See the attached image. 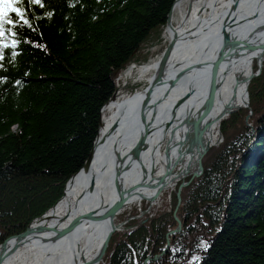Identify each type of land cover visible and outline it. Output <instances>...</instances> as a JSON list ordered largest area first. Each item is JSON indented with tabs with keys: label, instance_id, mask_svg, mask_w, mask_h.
Masks as SVG:
<instances>
[{
	"label": "trees",
	"instance_id": "obj_1",
	"mask_svg": "<svg viewBox=\"0 0 264 264\" xmlns=\"http://www.w3.org/2000/svg\"><path fill=\"white\" fill-rule=\"evenodd\" d=\"M173 1L23 0L31 27L5 24L0 243L60 198L89 154L116 76L147 59L143 49L161 40ZM247 96V107L221 119L222 140L209 150L202 173L181 188L180 200L176 188L189 176L146 221L136 224L141 219L131 216L139 208L131 207L125 216L133 227L111 235L103 264H264V60ZM175 215L182 228L154 259Z\"/></svg>",
	"mask_w": 264,
	"mask_h": 264
},
{
	"label": "bare ground",
	"instance_id": "obj_2",
	"mask_svg": "<svg viewBox=\"0 0 264 264\" xmlns=\"http://www.w3.org/2000/svg\"><path fill=\"white\" fill-rule=\"evenodd\" d=\"M231 4L232 0H177L174 2L170 14L171 25H165L161 34V40L164 41L165 46L170 40H174V47L168 60L169 64L173 67L177 66L178 69L190 68L193 64L192 61L195 60L196 57L203 55L206 57L213 49H216L218 44L217 36L220 34L217 33V31L220 29V24L224 16L229 14V7ZM232 18L236 19L235 22L230 25L231 28L229 29L233 35L232 37H248L264 41V0H237L236 11ZM258 25L263 27L253 32L252 30ZM233 52L234 54L231 58L227 63L221 65L217 72L219 85L216 91L213 110L209 117L212 121L207 128V132L203 135V138L207 139L212 145L217 141V133L219 132L218 126L221 119L227 117L216 119V115L218 114L216 112H219V110L226 105H229L227 107L237 108L245 104L247 85L249 83H247V77L253 69L255 57L263 54L259 51L250 53L243 52L239 53L237 58L236 52ZM160 54L153 59H148L143 62L139 68V79L145 81V85L142 89L146 87L155 71ZM173 72L174 69L171 67L169 74L171 75ZM207 84L208 76L205 75V71L200 69L190 70L180 77L169 93V97L164 99L155 111L156 121H154V126L147 132V139L149 142L147 143V148L141 159L146 168V172L149 167L153 169L151 175L153 180L163 172L159 156L162 152L161 146L163 150L168 140L170 127L175 128L172 137H170L171 150L172 148L178 147L176 141L178 139L180 140L182 137L181 133L185 130V124L181 122L182 117L187 110H190L192 113L195 112L201 102L202 95L207 89ZM190 86L192 94L184 101L182 99V103L176 108L175 118L170 123L171 126L161 137L162 122L168 119L170 114L169 111L173 103L185 94ZM140 89L141 87L139 90ZM125 96L127 95L122 96L117 94L116 99L104 105L100 113L102 120L101 131L108 129L115 120H118L124 108L128 111L126 115L133 112L134 102H129L128 105H124L122 101ZM150 115L151 109L149 108L146 117L147 120ZM122 121L123 119H121L120 123H117L121 124ZM131 121L132 123L123 124L121 129H119V127L115 128V132L107 138L104 144L99 146L96 153L91 158L87 176H82L81 173H78L70 179L64 188L63 195L39 219L35 220L34 225L39 224L47 226V229L45 231L39 230L36 233L28 235L23 243L5 254L0 264H68L71 246L69 244L74 243V241L85 250L84 253L82 252V255L84 254L83 259L78 257L79 253L76 254L78 258L77 263H79L80 260L86 261V264L92 263V261L88 262V260L93 258L99 246L104 242V228L102 223H93L88 228L82 230L75 229L72 235L52 243L47 242V238L48 235L52 233L53 228L65 227L74 216L92 208L94 204L99 202V199L107 201L108 203L115 199L116 195L114 196L112 193V188L110 189V186L108 187L109 174L111 170L114 169L112 148L116 144L114 143L115 140L118 139L117 149L119 151L123 152L132 147L137 133L140 131V126L134 122L133 118ZM181 151L182 159L180 160V164L175 165L172 172L174 173L176 170L181 172L183 168L188 172H192L195 169L194 156L192 155L190 160L188 158L189 155H191L190 152H195V147L192 146L191 149L186 150L184 144ZM172 154L173 152L170 151V155ZM124 167L127 169H125V173H123L122 182L127 186L129 182L137 180L140 171L133 161H129V157H126L120 164L118 172L122 171ZM91 177L94 178V188L92 192H89L87 191V186ZM175 181H179L177 176L173 179L168 178L166 180L167 186L165 189L173 186L172 183ZM139 189H141V192L146 196L153 194L155 191L154 188L145 186ZM132 203L140 205L141 200L134 198L131 199L129 205ZM122 210H120L117 215H119ZM116 216L113 220L115 223H117L115 221ZM73 247L78 250L77 246L73 245ZM43 250H46V252Z\"/></svg>",
	"mask_w": 264,
	"mask_h": 264
},
{
	"label": "water",
	"instance_id": "obj_3",
	"mask_svg": "<svg viewBox=\"0 0 264 264\" xmlns=\"http://www.w3.org/2000/svg\"><path fill=\"white\" fill-rule=\"evenodd\" d=\"M176 1L177 0H174L172 2V5ZM236 4H237V0H232V4L229 7L230 9L229 14L224 16V18L221 21L220 29L217 31V33L220 34L217 36L218 44L216 46V49H213V51L210 52L206 57H204V55L196 57L195 60L192 61L193 62V64L191 65L192 67L178 69L177 66L173 67L168 62L174 47V40L173 39L170 40L162 50L160 57L157 60L155 71L153 72L151 78L149 79L146 87L143 89L141 88L140 90H136L130 94H127V96H125V98L123 99L122 102L124 105H128L129 102H134L133 112L131 114L129 113L126 115L128 111L126 110V108H124L120 118L118 120H115L113 124H111L109 128L104 131L100 130L102 125V120L99 114L97 133L94 138L92 147L89 151V154L85 159L83 165L79 168V170L73 173L65 182L63 187V193L67 182L70 179H72L76 174L81 173L82 176H87L89 172L88 168L90 166L92 156L96 153V150L99 148V146L104 144L107 138L112 133L115 132V128L119 127V129H121L123 124L132 123L131 119L133 118L134 122L140 126V131L139 133H137V137L132 147L129 150L126 151L124 150L123 152L119 151L117 149V143L119 142L118 139L115 140L114 143L116 144L112 148V153L114 157V165H113L114 169H112L109 174L110 178L108 180V187L110 186V189L112 188L111 189L112 193L114 194V196L116 195L115 199L109 203L107 201H102L99 199V202L94 204L92 208H89L86 211H82L80 214L74 216L65 227L53 228L52 233L48 235L47 242L52 243L56 240L63 239L64 237H68L72 235V232L75 229L82 230L88 228L93 223H97V224L102 223V226L104 228V233H103L104 242L99 246L93 258L91 260H88V262L92 261L91 264H98L100 261H103L102 256L105 253L106 246L113 232L129 230L132 227L125 225L127 220H121L117 223L113 221L117 213H119L120 210H122L126 205H128L131 199L138 198V200L146 201L148 203V209H149V207L153 205L158 195L163 190H165L167 186L166 180L168 178L173 179L174 177L177 176L178 179L181 180L183 177L189 176V180L181 181L176 188L177 200H180L181 188L187 185L192 178L198 177L202 173L203 160L208 155L209 150L212 147L216 146V143L214 145H212V143L210 144L207 139L203 138V135L204 133L207 132V128L210 126L212 121L211 119H209V117L213 110L216 91L219 85L218 84L219 79L217 77L218 76L217 72L219 67L227 63V61L234 54L233 51L236 52L235 54L237 58H238V54L243 52L250 53L254 51H259L260 53H263L262 55L255 57L254 61L256 64V70L254 69L251 70L250 74L247 77V83H248L252 77L260 73L262 60L264 57V41H260L255 38L253 39L248 37L245 38L232 37L233 35L229 31V29L231 28L230 25H232V23L235 22L236 20L235 18H232L234 12L236 11ZM172 5L167 14L166 25H171L170 14H171ZM262 27L263 26L258 25L252 31L256 32ZM171 67L172 69H174V72L173 74L170 75L169 72L171 71ZM195 69H200L205 71V75L208 76L207 89L205 93L202 95L201 102L197 107V109L195 110V112L192 113L190 110H187L184 116L182 117L181 122L185 124V130L183 133H181L182 137L180 138V140L178 139L176 141L177 142L176 145L178 147L172 148L171 150H170V141H171L170 137H172L175 128H171L170 123L174 120L176 108L180 105V103H182V99L184 101L187 97H189L192 94L191 86L185 94H183L178 100H176L173 103L172 107L170 108L169 111L170 114L168 119L166 121H163L161 124L162 126L161 137L165 131H168V128L170 127V133L167 138L168 140L166 141L164 145V149L162 150L159 156V160L162 165L161 167L163 169V172H161L157 176V178L153 180L151 178L153 169L149 167L146 172L145 170L146 168L144 167L141 160L147 148V143L149 142V140L147 139L148 137L147 132L154 126L155 123L154 121H156L155 111L158 109L160 103H162L164 99L169 97V93L171 92L172 88L175 86L176 82L184 74L188 73L190 70H195ZM114 99H116L115 93L111 96V98L107 102H105L101 106L100 113L104 105H106L109 101H112ZM227 106L229 105L222 107L219 110V112H216L218 113L216 115V119L222 117L225 118L226 116L235 112L237 109L242 107H247L248 96L246 97L245 104L240 107L235 108V107H227ZM149 108L151 109V115L147 120L146 117L149 112ZM121 119H123V121L121 122V124H118L117 122L120 123ZM184 144L186 150L191 149L192 146L195 147V152H190L191 155H189L188 158L190 160L192 158V155L194 156L195 169L192 172H188L185 170V168H183L181 172H179V170H176L173 173L172 169L174 168L175 165L180 164V160L182 159L181 149ZM170 151L173 152L172 155H170ZM126 157H129V161L130 162L133 161V163L137 165V168L140 171L137 180L129 182L127 186H125L122 182L123 173H125V169L127 168L124 167L122 171L118 172V170L120 169V164L124 161ZM175 184L176 181L172 183L173 186H175ZM144 186L149 188H154L155 191L153 192V194L146 196L141 192V189H139V188H143ZM87 187H88L87 191L92 192L94 188L93 177L90 178ZM106 192L108 193V191ZM47 210H45L37 217L33 218L23 231L6 237L0 243V263L3 260L5 254L8 251L14 250L21 243H23L24 239H26L28 235L36 233L39 230L45 231L47 229V226H43L39 224L34 225L35 220L39 219ZM145 210L147 209L145 208L144 210H140L139 213L141 212L144 213ZM174 218L177 224L173 229L166 232L165 234L166 243L161 248V252L154 255L153 257L154 259L159 258L164 252L167 251L171 236H173L175 233H178L182 228L183 225L182 220L176 215L174 216ZM137 224H140V222H138ZM69 245L71 246L69 250L70 260L68 264H86V261L84 260H80V262L77 263V259H78L76 257L77 253H79L78 257H80V259L81 258L83 259L84 257V254L82 255V252L84 253L85 251L83 250V247L81 248L80 245L78 246V243L76 241H74V243H70ZM73 245L77 246L78 250H76L73 247ZM43 251L46 252V250Z\"/></svg>",
	"mask_w": 264,
	"mask_h": 264
},
{
	"label": "rangeland",
	"instance_id": "obj_4",
	"mask_svg": "<svg viewBox=\"0 0 264 264\" xmlns=\"http://www.w3.org/2000/svg\"><path fill=\"white\" fill-rule=\"evenodd\" d=\"M164 47H165V44H164V41L163 40H160L158 43H155V44H152V45H149V46H145L144 49H143V52L147 54V59L145 61H147L148 59H153L156 56H158L162 52V50L164 49ZM254 63H255V61H254ZM119 82H120L119 83V91H117V92H118L119 95H122V96H124V95H126V94H128L130 92L129 89L127 88L128 86H126V87L123 86L126 82L129 83V85L135 84L136 87H138L136 90H139L140 87L142 88L145 85V81H143V80L141 81V79H139L138 72H136L135 68L130 69V67H128L126 70H124L123 73H122V75H119ZM122 87H124V88H122ZM221 140H222L221 135L218 132L217 133L216 146L220 143ZM161 151H162V146H161ZM174 188H175V186H171L170 188H167V189L163 190L159 194V196L155 199L153 205H151L149 207V209H148V203L145 202V205L144 206H145V208L147 210H145L144 213L143 212L138 213L139 214L138 219L139 218L141 219L138 222L142 223V222L146 221L157 210H160V209L164 208L166 206V203L168 202L169 192L171 190H173ZM138 205L139 204H135V203H132L131 205L128 204L126 206V208L123 210L124 211L123 212L124 214L122 215V217L121 218H118L117 217L118 215H117L115 221L116 222H119V220L120 221L121 220H127V218H126L125 215L129 213V209L131 207H133L134 209L135 208L138 209V207H137ZM142 206H143V204H142ZM144 209H141V210H144ZM126 225H127V223H126ZM166 252H164L163 254H165Z\"/></svg>",
	"mask_w": 264,
	"mask_h": 264
},
{
	"label": "snow or ice",
	"instance_id": "obj_5",
	"mask_svg": "<svg viewBox=\"0 0 264 264\" xmlns=\"http://www.w3.org/2000/svg\"><path fill=\"white\" fill-rule=\"evenodd\" d=\"M29 3H41V0H29ZM41 6H43L41 4ZM11 13H15L17 19H13L10 15ZM49 16L51 13L48 14ZM19 24L21 27L29 26L31 27L28 19L26 18L25 12L23 11V0H0V59H3L2 49L7 45L3 44V40L5 39V24ZM7 32L12 33V29L8 28ZM14 36V33H13ZM17 41L13 40L11 47L15 48ZM16 55V53H13ZM2 67V65H0ZM2 82V79H0ZM19 83V82H17Z\"/></svg>",
	"mask_w": 264,
	"mask_h": 264
},
{
	"label": "built area",
	"instance_id": "obj_6",
	"mask_svg": "<svg viewBox=\"0 0 264 264\" xmlns=\"http://www.w3.org/2000/svg\"><path fill=\"white\" fill-rule=\"evenodd\" d=\"M118 79V78H117Z\"/></svg>",
	"mask_w": 264,
	"mask_h": 264
}]
</instances>
